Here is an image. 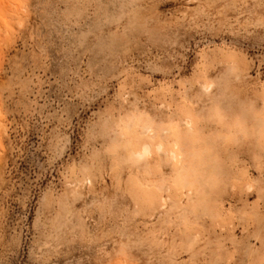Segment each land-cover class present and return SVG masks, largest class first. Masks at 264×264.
<instances>
[{
  "label": "rangeland",
  "instance_id": "rangeland-1",
  "mask_svg": "<svg viewBox=\"0 0 264 264\" xmlns=\"http://www.w3.org/2000/svg\"><path fill=\"white\" fill-rule=\"evenodd\" d=\"M0 264H264V0H0Z\"/></svg>",
  "mask_w": 264,
  "mask_h": 264
},
{
  "label": "bare ground",
  "instance_id": "bare-ground-1",
  "mask_svg": "<svg viewBox=\"0 0 264 264\" xmlns=\"http://www.w3.org/2000/svg\"><path fill=\"white\" fill-rule=\"evenodd\" d=\"M159 150H160V148H159ZM148 153H149V148L146 146L145 149H144V155H140L139 157L142 158Z\"/></svg>",
  "mask_w": 264,
  "mask_h": 264
}]
</instances>
